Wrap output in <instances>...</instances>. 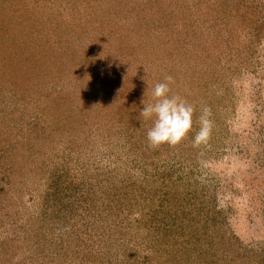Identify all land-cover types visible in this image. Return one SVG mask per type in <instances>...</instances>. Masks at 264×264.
Masks as SVG:
<instances>
[{"label": "rangeland", "instance_id": "1", "mask_svg": "<svg viewBox=\"0 0 264 264\" xmlns=\"http://www.w3.org/2000/svg\"><path fill=\"white\" fill-rule=\"evenodd\" d=\"M72 1L77 4L71 5L68 0H29L23 9L20 0L0 4L2 210L13 207L20 197L21 207H16L22 212L34 213L42 201L39 195H44V188L60 165L80 167L78 151L71 150L67 143L68 138L75 137L76 128L72 134L68 126L73 123L76 126L75 119H79L77 104L83 102L86 106L93 95L90 89L94 87L90 88V79L84 70L85 59L89 57L98 65L102 77L93 84L96 87L115 85L119 73L124 74V78L145 72L144 76H150L146 78L147 82L156 83L171 75L174 79L169 85L171 94L195 107L192 130L183 139L185 147L178 151L175 146L160 145L159 164L161 160V165L167 168V177L174 175L175 178L180 172L183 176L191 174V178L197 180L192 186L199 191L198 195H203V206L221 210L226 221L224 232L221 228L208 232L206 241L211 242L212 248L204 259H195L193 254L185 263L257 264L246 257L242 258L243 263L231 260L229 248L235 246L241 256L252 257L264 250V72H258L260 66H264L263 46L252 48L251 40L238 37L235 47L239 56L235 63L228 62V57L237 51H229L225 44L221 51L211 53L209 50L202 61L199 53L193 54L194 49L209 45L213 38L205 35L207 38L197 43L182 29L183 23L189 22L196 28L200 25V17L194 12L210 14L212 7L221 8L217 6L223 0H216L217 3L215 0ZM21 14L30 20L23 21ZM62 16H74L75 22L88 20V23L78 27L76 23L61 24L55 27L61 32L54 34L53 23L60 25L55 22ZM205 16L208 18V13ZM246 23L241 24L248 28ZM26 34H29L28 43L18 44L24 40L21 36ZM43 42L49 43V48L39 45ZM179 42H185L183 47H178ZM193 43L197 46L192 47ZM14 46L15 49L10 50ZM187 47V53L192 54L186 53L185 59L182 53ZM44 50L57 53L56 65L64 73L56 72L52 65L46 66V58L52 57ZM255 58L258 67L257 63L249 67V61L256 62ZM184 76L186 79H181ZM146 80L137 77L138 85L145 86ZM80 95L82 99H79ZM202 106L211 109L214 128L208 144L197 148L193 146V138L199 129ZM80 131L87 135L86 131ZM87 138L101 139L94 134ZM83 144L84 153H88L87 142ZM98 146L101 150L99 142ZM61 150L69 156L56 157L55 151ZM180 183L183 188L187 186L185 181ZM30 193L35 198L29 199ZM177 195L178 198L182 196V191ZM186 198L181 201L189 199ZM83 211L81 209L80 213L78 209L76 217L83 218L86 215ZM192 213L190 218L193 220ZM5 237L11 242L7 247L13 250L12 254L18 249L27 255L25 241L20 239L16 243L14 238ZM45 248L53 250L52 247ZM134 248L128 251L130 261L127 264L143 263L144 257ZM52 254L55 263L57 256L54 251ZM259 259L258 256L257 261Z\"/></svg>", "mask_w": 264, "mask_h": 264}, {"label": "trees", "instance_id": "2", "mask_svg": "<svg viewBox=\"0 0 264 264\" xmlns=\"http://www.w3.org/2000/svg\"><path fill=\"white\" fill-rule=\"evenodd\" d=\"M12 1L1 0L0 4H11ZM20 1L23 9L29 0ZM68 1L72 2L71 5L77 4L76 1ZM219 6L221 8L212 7L210 14L206 11L201 15L194 12L200 17V25L196 28L189 25V22L183 23L182 29L190 33V38L197 43L203 42L207 37L213 38L209 45L194 51L192 49L193 54L199 53L201 60L209 50L211 53L221 51L223 44L229 51H237L235 46L238 45V37L244 41L251 40L252 48L258 45L264 48V0H223L218 3L217 7ZM207 13L208 18L205 16ZM22 17L23 21L30 20V17L26 20L23 14L20 15ZM240 17L245 19L240 20ZM75 19L74 16H62L60 20L54 21L60 25L53 23L51 30L58 34L61 31H57L55 27L61 24L76 23L78 27L88 23V20L77 23ZM34 22L37 23L35 20ZM246 22L248 28L241 24ZM28 35L21 36L24 40L18 44H23L24 41L28 43ZM197 43H193L192 47H196ZM184 44L179 42L178 47H183ZM39 45H48L49 48V43L46 42ZM14 49L15 46L10 48ZM80 49L82 53L83 50L81 47ZM39 51L41 53L42 50ZM44 51H48L52 57L51 62L45 57L48 61L46 66L52 65L56 72L64 73L56 65L57 53L52 50ZM187 51L189 47L184 48L182 53L185 59L190 54ZM238 56V51L234 56L229 55L228 62L235 63ZM255 59L256 62L249 61V67L255 63L258 67V59ZM228 62L225 61L227 65ZM85 63V75L90 79V88L94 87L90 89L93 95L89 97L90 101L86 106L83 102L77 104L79 119H75L76 126L74 123L68 126L70 133L76 131L75 137L67 140L71 150L78 151L76 155L81 160L80 167L61 164L59 171L56 170L51 175L43 190L44 195H39L42 201L34 213L19 209L20 197L13 207L2 210L4 208L0 206V218L3 219L0 220V228L4 229L0 231L1 264H74L76 261L78 264H127L130 261L128 251L135 249L134 247L144 257V262L139 264H186L185 261L193 254L195 259H204L207 251L212 248L211 242L206 241L208 232L219 228L224 232L226 220L221 215V210L216 211L210 205L206 208L203 206V195H198L199 191L192 186L197 180L191 178V174L183 176V172H180L175 178L174 175L167 177V168L161 165V160L159 164V147H149L146 133L153 120H143L139 113L144 105L153 102L151 92L156 81L147 82L146 78L150 76H144L145 72L133 73L124 78V74L119 73L115 85L96 87L93 84L102 78L99 76L98 65L89 57L85 59ZM222 69L225 70L226 67L223 66ZM258 72H264L263 65ZM137 77L145 79L147 84L138 85ZM181 79L186 78L184 76ZM169 95H172L171 91ZM79 99H82L81 95ZM80 130L86 131L87 135L84 136ZM89 134L101 139L87 138ZM85 141L89 146L88 153L83 150ZM184 147L182 140L175 149L180 151ZM68 152L70 154L69 147ZM55 154L56 157L69 156L62 150L55 151ZM183 181L187 184L184 188L180 183ZM178 191H182L179 198ZM33 197L35 198L32 193L28 196L29 199ZM186 197L189 199L181 201ZM78 209L80 213L81 209L84 210L86 215L83 218L76 217ZM5 235L14 238L16 243L20 239L25 241L27 255H23L25 251L21 254L18 249L13 255V250L7 247L11 242L6 240ZM215 246L218 247V244ZM221 246L222 244L219 247ZM45 247H52L53 250ZM229 250L231 260L243 263L242 258L246 257L257 264H264V250L255 253L253 257L241 256L235 246H231ZM52 251L57 256L55 263ZM214 260L216 262V257Z\"/></svg>", "mask_w": 264, "mask_h": 264}, {"label": "clouds", "instance_id": "3", "mask_svg": "<svg viewBox=\"0 0 264 264\" xmlns=\"http://www.w3.org/2000/svg\"><path fill=\"white\" fill-rule=\"evenodd\" d=\"M174 83L171 75L158 82L152 89L153 102L144 105L139 116L143 120L152 119V126L147 130L146 138L150 148H158L162 144L176 146L193 127L195 107L178 95H169V85ZM212 112L207 106H202L198 117L199 129L193 138V146L207 145L211 139L214 121Z\"/></svg>", "mask_w": 264, "mask_h": 264}]
</instances>
